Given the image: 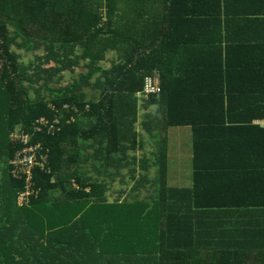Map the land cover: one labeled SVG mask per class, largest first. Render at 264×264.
I'll return each mask as SVG.
<instances>
[{"label": "trees", "instance_id": "trees-1", "mask_svg": "<svg viewBox=\"0 0 264 264\" xmlns=\"http://www.w3.org/2000/svg\"><path fill=\"white\" fill-rule=\"evenodd\" d=\"M175 16L198 32L197 50L187 52L197 66L169 65ZM223 25L240 35L225 53L208 34ZM13 45L45 54L31 69ZM109 51L118 60L102 69ZM80 60L88 73L50 84ZM154 72L160 92L145 100L154 109L142 122L153 141L150 192L108 203L97 175L125 150L128 130L135 136L136 94ZM256 118H264V0H0V264H264ZM177 126L192 135L187 188L166 182L165 131ZM12 134L48 154L28 181L12 174L23 146Z\"/></svg>", "mask_w": 264, "mask_h": 264}, {"label": "crops", "instance_id": "crops-1", "mask_svg": "<svg viewBox=\"0 0 264 264\" xmlns=\"http://www.w3.org/2000/svg\"><path fill=\"white\" fill-rule=\"evenodd\" d=\"M185 19L183 17H171L170 19V31H171V37L175 36V40L172 43L170 41V54H169V65L170 66H176V67H191V66H197L192 65L193 62L191 57L187 56V52L193 53L197 50V39L198 32L195 30H189L188 28L183 27V23ZM192 23V22H191ZM209 35L213 36L214 44L211 45L214 47V49H221L225 53L226 51H229V47L231 44H233L234 40L240 39L239 33H237L236 28H228L225 25L221 27V31L218 32H210ZM173 39V38H172ZM244 41V40H242ZM183 42V43H182ZM183 47V48H182ZM182 48V49H181ZM79 54V53H78ZM107 56L110 57V61L108 60ZM114 52H106L104 60L100 61L98 63V66L102 69H107L112 65V61H115L116 57ZM86 61V60H84ZM108 61V62H106ZM225 62V61H224ZM226 66H235L234 64L225 62ZM89 71V70H88ZM87 71V72H88ZM75 72V67H74ZM86 72V73H87ZM81 73V72H78ZM85 74V73H84ZM98 76V74H95L88 83L94 82L95 78ZM138 99V98H137ZM146 100V99H144ZM137 117V116H136ZM137 121V119H136ZM138 126L135 123L132 126L131 132L134 133L130 135V130H128L127 137L123 143H121V146L125 145V150H122L120 153H115L113 156H111L108 164H106V169H102L99 171V174L97 175L100 180H105V188L102 196L105 198L106 202L112 203V202H122L123 200H129V197H131V200L135 198V195L138 196V198H142L143 196L146 197L148 193L150 192V181L155 176V167L151 165L147 161L150 159L149 153L152 152V140L149 139V136L147 135V132L145 127L142 124ZM253 124L259 125L261 127H264V118L258 119L256 118L252 122ZM139 124V123H138ZM141 127V128H140ZM142 129V130H141ZM141 130V131H140ZM184 135L187 141V150L186 155L188 156V162L190 165V172L187 170V173L185 174L184 178L185 180H182L181 175H179V182H174V185H170L169 183V164L177 165L178 161H173L174 158H178L180 155L177 149H174L172 146V139L173 141L178 137ZM148 136V137H147ZM166 136V164H167V172H166V182L169 187H177V188H187L191 185V157H192V135H191V129L189 126H177V127H169L165 131ZM263 134H261V137ZM92 146H87L86 151H83L86 155H91V153L94 151L95 148L100 149L102 146V143L98 145L89 144ZM151 149V151H150ZM140 152V153H139ZM102 159L105 156L102 154H98L96 158ZM145 157V158H144ZM95 158V157H94ZM95 158V159H96ZM103 159L101 163L103 164ZM89 162L97 163L96 160L89 159ZM152 163V162H151ZM172 169V168H171ZM175 170L180 171V169ZM175 171H173V174ZM177 174V173H176ZM135 180H141L142 187L140 184L138 186L141 187V189L145 190V194L140 196L137 195L138 191L135 189ZM122 185V186H120ZM140 196V197H139Z\"/></svg>", "mask_w": 264, "mask_h": 264}, {"label": "rangeland", "instance_id": "rangeland-1", "mask_svg": "<svg viewBox=\"0 0 264 264\" xmlns=\"http://www.w3.org/2000/svg\"><path fill=\"white\" fill-rule=\"evenodd\" d=\"M11 49L16 53V55L18 56V61L20 63H22L23 65L28 66V63L32 62L31 69L34 67L35 64L38 63V61L36 60L35 57H42L45 54V51H44L43 48L42 49L32 50L30 52H25L21 48H17L15 45H13L11 47ZM75 51H77V54L81 53L80 50H78V49H76ZM110 57L111 56H107L109 61H110ZM113 57H115V56H113ZM115 59L118 60V58H115ZM106 62H108V61H106ZM50 65H53V63L44 64V66H42V67H48ZM90 69L91 68L89 66H87V61L80 60L79 64L75 67V72H74L73 75L70 74V72L68 70L61 71L59 74L54 76V78H53V80L51 81L50 84L52 86L56 85L55 84L56 80H58L61 77L62 79H61L60 83L57 84V86H61L62 87L64 85H66L67 83H69L74 77H77L78 74H79L78 72H81V74H84ZM91 83H88V84L86 83V84L83 85L84 89L86 91H88V92H90V90L92 89ZM137 98H136V107H137V115H136L137 117H136V119H137V121L135 122V126H136V124L139 126L141 124L140 122L141 121L143 122V120L145 119L146 114H148L149 112H151L154 109L153 106L147 107L146 103H145V100L143 98H141L139 96ZM144 131H146V130H144ZM151 146L153 148V144ZM172 146L174 147V149L178 150L180 155L178 156V158H174L173 159L174 162L175 161L179 162L177 165H174V164H171V163L169 164V167H170V169H169V173H170L169 174V183H170V185H174V182H179V178H178L179 175H181L182 180H185L184 176L187 173V170L190 172V165H189V162H188V156L186 155V150H187L188 147H187V141H186L185 136L182 135L180 137V139L177 137L174 141L172 139ZM150 151H151V149H150ZM175 168L176 169H180V171L177 172V170H175ZM173 171H175L174 174H173ZM134 183H135V185H137L138 181L135 180ZM120 186H122V185H120ZM144 194H145V190L144 189L138 190V194L137 195L142 196ZM142 198H144V196ZM18 203L20 204V203H22V201L20 199H18Z\"/></svg>", "mask_w": 264, "mask_h": 264}, {"label": "built area", "instance_id": "built-area-1", "mask_svg": "<svg viewBox=\"0 0 264 264\" xmlns=\"http://www.w3.org/2000/svg\"><path fill=\"white\" fill-rule=\"evenodd\" d=\"M160 92V75L157 72L152 73L144 78L143 88L140 92L136 94V97H141L143 99H147L150 95L158 94ZM38 122L42 125H45L46 122L43 118L38 119ZM57 122V120H54ZM52 125H48V129H51ZM35 129L39 130L40 126L35 125ZM14 138H18L21 140L23 144L22 148L15 154L13 159L10 161L11 164L14 165L12 169V174L17 177L21 175H25L26 181L29 180L31 175V170L34 167L38 166L42 169L44 168V164L47 162L46 153L41 152V145L39 143L28 144V136L21 135L18 136L16 134L11 135ZM47 152V150H45ZM31 193L30 186H28L23 192L19 199L23 201V199Z\"/></svg>", "mask_w": 264, "mask_h": 264}]
</instances>
